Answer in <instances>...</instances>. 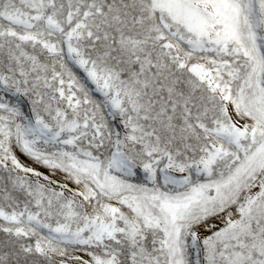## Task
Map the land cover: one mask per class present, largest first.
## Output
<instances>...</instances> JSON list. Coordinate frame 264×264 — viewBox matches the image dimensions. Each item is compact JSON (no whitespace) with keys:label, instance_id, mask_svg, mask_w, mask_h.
<instances>
[{"label":"snow or ice","instance_id":"1","mask_svg":"<svg viewBox=\"0 0 264 264\" xmlns=\"http://www.w3.org/2000/svg\"><path fill=\"white\" fill-rule=\"evenodd\" d=\"M0 264H264V0H0Z\"/></svg>","mask_w":264,"mask_h":264}]
</instances>
